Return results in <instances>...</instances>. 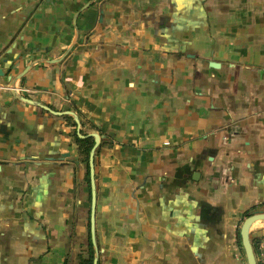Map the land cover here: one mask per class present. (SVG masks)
Listing matches in <instances>:
<instances>
[{
    "label": "crops",
    "instance_id": "0c3cea01",
    "mask_svg": "<svg viewBox=\"0 0 264 264\" xmlns=\"http://www.w3.org/2000/svg\"><path fill=\"white\" fill-rule=\"evenodd\" d=\"M0 72V264L85 250L72 115L40 106L100 136L98 264H246L240 227L264 212V0H0Z\"/></svg>",
    "mask_w": 264,
    "mask_h": 264
},
{
    "label": "water",
    "instance_id": "95a60500",
    "mask_svg": "<svg viewBox=\"0 0 264 264\" xmlns=\"http://www.w3.org/2000/svg\"><path fill=\"white\" fill-rule=\"evenodd\" d=\"M2 73V72H0ZM2 75V74H1ZM25 102L32 103L28 99L22 98ZM42 109L50 112L55 116H63V115H72L73 120L76 124V135L78 138L83 139L85 137L93 138V146L89 152L88 158V167H89V180H90V190H91V203H90V237L91 242L95 251V257L93 259L92 264H98V248L95 241V233H94V211H95V202H96V192H95V182H94V155L97 147L100 144V136L97 133H91L87 136H83L80 133V123L76 115L71 112H54L45 106H40ZM264 221V212H254L248 215L242 222L239 231V237L241 246L245 255L246 264H257L255 259V250L252 246L250 240V227L255 222Z\"/></svg>",
    "mask_w": 264,
    "mask_h": 264
},
{
    "label": "trees",
    "instance_id": "16d2710c",
    "mask_svg": "<svg viewBox=\"0 0 264 264\" xmlns=\"http://www.w3.org/2000/svg\"><path fill=\"white\" fill-rule=\"evenodd\" d=\"M73 128V130L70 133V136L72 137L74 143L77 146L78 150V155H79V160L80 162L84 163L86 165V175H85V183L88 186V190L90 193V180H89V167H88V158H89V152L93 146V138L92 137H85L83 139H80L76 135V124L71 116H64L63 117ZM80 124L82 122L80 121ZM95 129V128H94ZM80 133L83 136H87L86 132L83 130H80ZM247 215V214H246ZM90 225L88 223V228H87V235H86V240H85V250L80 253L79 259L77 261V264H92L93 259L95 257V251L91 242V237H90ZM85 254V255H83Z\"/></svg>",
    "mask_w": 264,
    "mask_h": 264
},
{
    "label": "built area",
    "instance_id": "2783aa9c",
    "mask_svg": "<svg viewBox=\"0 0 264 264\" xmlns=\"http://www.w3.org/2000/svg\"><path fill=\"white\" fill-rule=\"evenodd\" d=\"M262 231H263L262 235L257 240L256 250H255V259L257 264H264V229H262Z\"/></svg>",
    "mask_w": 264,
    "mask_h": 264
},
{
    "label": "rangeland",
    "instance_id": "374dc122",
    "mask_svg": "<svg viewBox=\"0 0 264 264\" xmlns=\"http://www.w3.org/2000/svg\"><path fill=\"white\" fill-rule=\"evenodd\" d=\"M252 246H253V243H252ZM254 248V247H253ZM254 250H255V248H254Z\"/></svg>",
    "mask_w": 264,
    "mask_h": 264
}]
</instances>
